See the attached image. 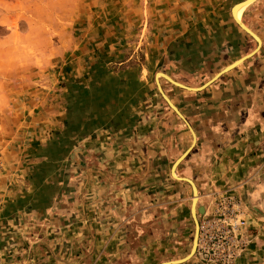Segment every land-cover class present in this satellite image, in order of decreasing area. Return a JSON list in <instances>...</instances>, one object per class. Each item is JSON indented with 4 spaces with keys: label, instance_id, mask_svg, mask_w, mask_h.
<instances>
[{
    "label": "rangeland",
    "instance_id": "374dc122",
    "mask_svg": "<svg viewBox=\"0 0 264 264\" xmlns=\"http://www.w3.org/2000/svg\"><path fill=\"white\" fill-rule=\"evenodd\" d=\"M206 1L0 0V78L19 86L15 143L25 154L24 136L33 156H67L48 186L59 181L64 194L48 215L23 214L24 224L10 228L20 234L12 248L58 252L59 264L178 261L192 247L194 205L196 251L180 264L256 257L264 246V78L248 85L245 68H264V54L215 78L226 68L218 49L206 62ZM221 1L230 10L239 0ZM251 19L242 24L264 38V20ZM234 68L248 77L236 84L249 94L224 97L223 76ZM160 74L192 89L215 79L189 91ZM4 84L0 104L12 95ZM203 90L206 162L198 154ZM186 152L173 172L197 196L171 174ZM5 155L0 148V177Z\"/></svg>",
    "mask_w": 264,
    "mask_h": 264
},
{
    "label": "crops",
    "instance_id": "0c3cea01",
    "mask_svg": "<svg viewBox=\"0 0 264 264\" xmlns=\"http://www.w3.org/2000/svg\"><path fill=\"white\" fill-rule=\"evenodd\" d=\"M248 1L249 0H239L232 4L231 8L236 4L235 7ZM262 1L264 0H255L249 4L245 8L246 10L244 9L245 11H242L243 14L241 13L242 16L240 15V22L242 23V19L244 18L251 21V17L253 16H256L257 19L264 20V6H259L262 5ZM206 2V34H210L209 39L206 40V62H208L209 58L217 56L216 49H218L220 54L217 61H220V64L222 62V64L225 65L224 68H227L228 65L235 62L236 63L232 67L239 65L242 62L240 58L243 56L241 52L244 49L247 50L250 48L251 43L256 41L253 38L248 42L243 40V30L237 25L235 18L232 17L234 14H231V8L230 10L225 8L226 3H223L221 0H218V4H216L217 0H207ZM190 27L192 28V26ZM211 34L214 35L211 36ZM217 34L218 36H216ZM258 38L260 39V44H257L255 49L257 56H253L251 59L260 63L259 58H263L259 56L260 52L264 54V38ZM239 69L240 68H234V70L232 69L229 71L227 73L229 74L227 77L228 79H226V76H223L225 82H223L222 88L225 89V91L220 93L223 94L224 97H232L239 93H243L241 96L249 94V92L243 90L242 87L240 89H238L239 87L237 88L236 83L238 81L248 78H244L243 71L240 72L241 70ZM245 69L246 74H253L248 84L250 86L255 81H258V77L260 80L264 78V68H251V65H249V67ZM234 73L236 74L234 75ZM260 75L262 78H260ZM0 80L5 81L4 86L7 88V90H5L6 93L9 91L12 94L11 96L8 94L2 95L5 99L4 102L2 101L0 104V148L6 150V155L2 156V160L4 161V173L3 176L0 177V197L3 202L0 207V264H59L57 262H52V259L56 260V257L59 255L58 252L53 254L48 249L38 252L37 250L25 251L12 248L11 241L20 234L14 233L10 228H19L21 219L22 224H24L26 219H23V216L27 214L28 211L35 215L40 212L48 215L47 212H51L50 210L54 207L56 201L61 199L64 194V190L61 188L59 181L54 182L53 187L48 188V186H51L50 179L53 175L52 173L56 171L54 167L58 166L60 168L61 165H64L67 156H49L46 149L44 150L45 156H33L31 154V149L34 142L31 141L32 143L28 145L24 140V136L22 137L23 141L21 143H26V148L24 149L26 153L24 154L22 151H19V143H15L20 139L18 137L20 125V107L18 104L19 86L16 85L17 83L8 84L11 79H9L7 75H4ZM233 84L236 87L235 89L232 88ZM248 88L250 87L248 86ZM250 89L253 90V88ZM201 95L205 99H203L200 104L197 103L196 106L199 105V111L204 112L199 121L200 124L202 123L201 125L205 129V132L198 133V142L200 145L198 154L203 156V160L206 162V90H203ZM208 95L210 94L208 93ZM61 109L64 110V108ZM47 127L49 128V126ZM32 128L34 129V127ZM27 135L29 136V133H27ZM45 146H47V143ZM40 177L41 181L38 180ZM46 183L47 185H45ZM47 221H49V219ZM252 251L251 254L256 255V257L240 259L239 264H252V262L249 263L251 261L250 259L256 261L257 263L255 264H264V246L258 243L257 247Z\"/></svg>",
    "mask_w": 264,
    "mask_h": 264
},
{
    "label": "water",
    "instance_id": "95a60500",
    "mask_svg": "<svg viewBox=\"0 0 264 264\" xmlns=\"http://www.w3.org/2000/svg\"><path fill=\"white\" fill-rule=\"evenodd\" d=\"M245 1V0H244ZM237 5V4H236ZM234 5L231 9V14L233 15V10L235 8ZM233 17V16H232ZM235 21V20H234ZM237 25L244 31L246 32L248 35H250L256 42L257 44L259 45L260 44V39L251 31L249 30L246 26H244L241 22H237ZM256 50L251 52L250 54L240 58V60H245L246 58L252 56L253 54H255ZM239 60V61H240ZM236 63V62H235ZM231 64L230 66H228L225 70H223L221 73H219L215 78H217L218 76H220L223 72H226L228 70H230L231 68H233L232 66L235 64ZM164 76V75H162ZM165 77V76H164ZM167 80H169L171 83L181 87V88H184L186 90H189V91H199L201 90L202 88H204L205 86H207L208 84H210L213 80H211L210 82H208L207 84H205L204 86L200 87V88H197V89H192V88H188V87H185L183 85H180V84H177L173 81H171L170 79H168L167 77H165ZM156 85H157V89L160 93V95L162 96V98L165 100V102L167 103V105L175 112V114L186 124V126L189 128L192 136H193V141L195 142V134L193 132V130L190 128V126L188 125V123L185 121V119L183 118V116L180 114V112L174 107V105L169 101V99L164 95V93L162 92L161 88H160V85L158 84L157 80H156ZM188 152L184 153L179 159L176 160V162L173 164L172 166V177L175 178L176 180H181V181H185L187 183L190 184L192 190H193V193H196V187L194 185V183L189 180V179H186V178H178L174 175V168L181 162V160H183L185 158V156L187 155ZM201 211V210H200ZM191 217L193 219V222H194V236H193V241H192V247H191V250L188 254V256L182 260H178V261H172V262H166V263H162V264H180V263H183L185 262L186 260H188L189 258H191L194 254H195V251H196V246H197V241H198V230H199V225H198V221L195 217V212H194V205L191 206Z\"/></svg>",
    "mask_w": 264,
    "mask_h": 264
},
{
    "label": "bare ground",
    "instance_id": "6f19581e",
    "mask_svg": "<svg viewBox=\"0 0 264 264\" xmlns=\"http://www.w3.org/2000/svg\"><path fill=\"white\" fill-rule=\"evenodd\" d=\"M253 2V0H249L248 2L244 3V4H241L237 7H235L234 9V18L237 22H240V15L242 13V11L249 5ZM163 74H160V76H162ZM165 77H167L166 75H164ZM168 78V77H167ZM169 79V78H168ZM197 192V191H196ZM194 195L197 196V193H194ZM193 202V201H192Z\"/></svg>",
    "mask_w": 264,
    "mask_h": 264
}]
</instances>
